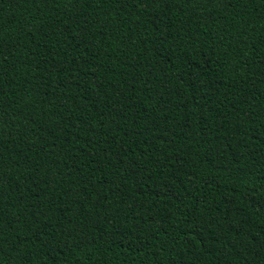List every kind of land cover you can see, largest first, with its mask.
<instances>
[{
	"label": "trees",
	"instance_id": "16d2710c",
	"mask_svg": "<svg viewBox=\"0 0 264 264\" xmlns=\"http://www.w3.org/2000/svg\"><path fill=\"white\" fill-rule=\"evenodd\" d=\"M0 264H264V0H0Z\"/></svg>",
	"mask_w": 264,
	"mask_h": 264
}]
</instances>
